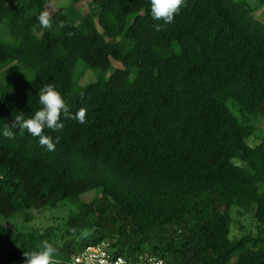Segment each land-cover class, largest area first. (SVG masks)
Returning a JSON list of instances; mask_svg holds the SVG:
<instances>
[{"label": "trees", "instance_id": "obj_1", "mask_svg": "<svg viewBox=\"0 0 264 264\" xmlns=\"http://www.w3.org/2000/svg\"><path fill=\"white\" fill-rule=\"evenodd\" d=\"M69 2L0 0V218L72 207L42 229L0 223V264H75L104 242L133 262L264 264V139L248 144L264 0Z\"/></svg>", "mask_w": 264, "mask_h": 264}, {"label": "rangeland", "instance_id": "obj_2", "mask_svg": "<svg viewBox=\"0 0 264 264\" xmlns=\"http://www.w3.org/2000/svg\"><path fill=\"white\" fill-rule=\"evenodd\" d=\"M52 1L55 3L56 6L59 7H66L70 3L69 0H52ZM236 1L246 4L247 8L251 7V9H255V7L257 6V0H236ZM77 8L82 14H87L89 11L88 5L85 1L81 2L77 6ZM253 14L257 21L264 22V11L262 9L256 10V13L254 12ZM1 36L6 37L4 28L0 29V37ZM112 63H113L112 68L107 73H105L107 77H109L115 71V69L121 67V64L117 61H113ZM98 74L99 72L93 73L91 71H87L85 75L80 79L79 84L84 86L94 81ZM227 106L234 115L240 118V114L238 113V110L234 108L232 102H227ZM255 125H256V134L253 135L248 140V144L251 146L258 144L260 141H262V139H264V118H259L255 123ZM95 196L96 195L94 193L86 194L82 197V200L85 202H89ZM71 211H72V207L70 205H62L61 207L53 211L49 209H45L44 211H36V212L30 210L29 213L37 214V219L36 220L34 219L32 222H26L22 214L14 218H11L10 220H4L0 218V223L8 226L9 228H11L16 232L20 231L22 228L27 230L33 228L42 229L51 225L54 217H57L59 221H64L69 216ZM234 218L236 221V226H234L233 228L234 236L240 237L244 234H247L249 231L253 230V220L251 214L245 217H239L238 215H235Z\"/></svg>", "mask_w": 264, "mask_h": 264}, {"label": "built area", "instance_id": "obj_3", "mask_svg": "<svg viewBox=\"0 0 264 264\" xmlns=\"http://www.w3.org/2000/svg\"><path fill=\"white\" fill-rule=\"evenodd\" d=\"M74 262L75 264H165L162 259L148 254L140 256L135 262L121 256H113L106 242L86 247L76 255Z\"/></svg>", "mask_w": 264, "mask_h": 264}]
</instances>
